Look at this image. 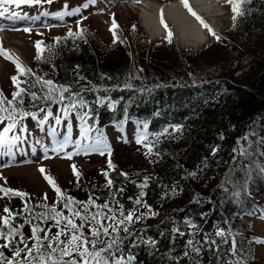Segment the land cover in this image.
Listing matches in <instances>:
<instances>
[{"label": "trees", "instance_id": "16d2710c", "mask_svg": "<svg viewBox=\"0 0 264 264\" xmlns=\"http://www.w3.org/2000/svg\"><path fill=\"white\" fill-rule=\"evenodd\" d=\"M242 7L245 14L238 17L235 27L230 7L228 26L221 31L213 29L220 41L204 28L210 40L192 53L177 50L173 39L171 43L166 38L148 42L129 25L115 29L118 39L113 43L112 32L110 39H101L86 23L80 28L84 30L83 38L69 37L59 44L52 38L43 44L51 48V52L45 51V60L37 61L35 54L30 63L24 64L81 93L87 106L79 111L89 112L88 123L93 128L89 135L93 139L106 127L118 130L130 125L139 134L147 132L145 144L155 143L154 134L168 128L169 135L161 136L154 149L159 156L146 157L144 145L133 143L141 159H131L130 155L129 160L120 162L111 153L106 166L93 173L94 177L82 176L84 169L74 164L81 173L79 184L72 169V185L66 183L62 188L76 200L85 201L89 195L100 197L97 203L106 198L113 204L118 200L126 211L137 207L139 214L148 209L133 204L141 191L137 185L149 177L143 201L156 214L129 225L136 246L126 239L122 249L125 257H135L131 264H264L254 255V246L264 241V236L252 225L257 218L264 221V0H251ZM13 68L12 76L17 75L15 65ZM9 80L10 88L2 92L11 99L16 89ZM33 91L39 93L40 86ZM25 107L43 118L44 113L31 107L27 98ZM60 108L52 105L53 117L42 125L25 118L22 125L26 131L17 125L8 135L25 141L31 125L26 120H30L37 123L38 131L47 134L50 143L58 142L62 137L57 133L61 125L56 123V116L67 124L77 123L80 130L76 112L65 117ZM6 124H0V132ZM176 125L182 126L180 132H173L172 126ZM245 135L247 141L242 139ZM17 141L9 146L10 150L0 148L1 158L13 152ZM241 146L247 149L246 155L239 154ZM109 159L114 170L108 168ZM102 171L114 181L112 188L105 187ZM120 173H127V179ZM2 186L28 193L25 200L30 206L44 196L6 185V180ZM55 199L48 196L47 203L51 205ZM0 200L9 208V203L16 205L17 210L23 204L19 197ZM188 221L197 226L198 238L209 236L219 243L215 232L223 229L230 234L229 243L220 244L219 250L205 246L199 256L193 253L185 257L184 245L193 231L187 227ZM174 229L185 235L180 236ZM24 231H29L28 226ZM232 239L236 241L235 254L230 251Z\"/></svg>", "mask_w": 264, "mask_h": 264}, {"label": "snow or ice", "instance_id": "6c2138e0", "mask_svg": "<svg viewBox=\"0 0 264 264\" xmlns=\"http://www.w3.org/2000/svg\"><path fill=\"white\" fill-rule=\"evenodd\" d=\"M224 2L231 7L233 26L238 17L245 14V10L242 5L251 3V0H224ZM54 0H0V16L8 13L10 10L6 5H14L15 8H20L22 5L39 6L42 4H52ZM183 6L188 12L196 18L201 26L215 37L217 41L221 40V37L201 18L193 9L189 6L188 0H181ZM67 8V4L64 5ZM79 9H75L66 13H55L53 15H75ZM20 13L11 11V16L16 18ZM41 15H50L47 12L41 13ZM160 23L167 31L165 37L169 43H171L172 33L168 30L167 24L164 22L163 10H161ZM118 27L113 19L112 27L110 31L113 33V43L118 39L115 29ZM135 28V26H133ZM26 32H30L31 29H24ZM84 30L80 29L78 32H73L69 28L65 37H54L57 44L61 40H66L69 37L83 38ZM44 42L37 40L34 44L36 49L35 59L37 61L45 60V51L51 52L50 47L43 46ZM0 56L5 60H10L16 68L17 75L11 76V82L16 89L11 94V99L6 97L2 90H0V124L7 121L3 132H0V148H9L18 139V136H9L8 133L12 132L17 125H21V131H26V128L22 125V121L31 117L36 120L39 125L44 124L49 117H53L51 110L52 105H61L60 111L63 112L65 117H68L72 112H76L78 119L80 120V135L82 138H87L89 133L93 131V128L88 123L89 112L79 111L87 106V102L84 100L80 92H73L70 86L64 84H57L51 78H45L47 73L39 75L34 72L33 69L24 65L19 57L15 56L10 50L5 49L0 45ZM79 66L77 65V68ZM20 77H29L31 79L21 80ZM81 79H83L81 77ZM21 85H25L22 87ZM40 86L39 93L33 91ZM67 94V95H66ZM33 108H38V111L44 113L42 119L38 118L36 111H28L25 107V99ZM43 103V107H41ZM98 103H103L102 99H98ZM112 106L111 104L109 105ZM56 123L60 124V116L55 117ZM69 133L71 130V124H68ZM147 129V124L144 125ZM182 126H172L173 132H180ZM53 131H55L53 129ZM98 131V130H97ZM147 132L141 133L136 138L137 144H143L147 151L144 153L146 157L156 155L159 156V151H154L156 144L159 143V138L164 135H169L168 128L163 129L162 132L154 134L156 136L155 143L149 142L147 144L144 141L147 139ZM64 142L55 146L52 151L63 152L67 143L71 141L70 134H65ZM223 139V136H221ZM243 140L247 141L248 136L245 135ZM240 145V141H237ZM79 145H77L78 147ZM10 150V148H9ZM215 149L213 154H215ZM237 149H233L236 152ZM104 154L103 151L100 152ZM109 156L111 151L108 152ZM240 155H246L247 149L244 147L239 148ZM67 158H71V154L67 155ZM108 168L115 169V165L112 164L111 159L108 161ZM73 174L76 177L79 184L81 173L77 170L75 165H72ZM39 171L44 174L45 170L40 168ZM105 177V187L112 188L114 181L109 178L107 171L101 173ZM121 176L127 179V173H120ZM191 176H195V173H190ZM44 179L51 186L55 192L56 199L49 205L47 203V193L41 198V201L34 206H30V203L25 200L29 196L28 193L20 190L7 188L0 186V199L7 197H19L22 201V207L18 210L10 209L8 206L3 208V214L0 215V264H131L135 259L134 256L128 255L125 257L123 254L122 245L126 239H131V246H136L134 235L129 230V225L134 221H139L146 215H155L150 207H148L143 197L145 193L143 189L147 187L149 177H145L144 181L137 185L141 189L138 196L133 200V204L140 206L143 205L148 209L147 212H139L137 207H133L130 210H125L123 204L118 200L115 204L109 199H105L103 203H97L100 197H94L89 195L85 201L76 200L72 196L66 195L61 188L57 185L55 179L50 175H44ZM135 184L136 182L133 181ZM122 192L123 189H118ZM132 199V198H130ZM65 210L67 214H65ZM22 220V222H20ZM78 221V222H77ZM187 227L192 229L188 235L189 239L186 240L184 245L183 255L185 257L190 254H196L199 256L205 246L212 249L215 246L216 250H219L220 244L229 243V235L223 229H217L215 236L220 238L219 243L216 239H212L209 236H203L198 238V229L195 224L188 221ZM28 226L29 231H24ZM55 229V231H53ZM180 236H184L185 233L179 229H174ZM123 232L126 235L121 236ZM258 243H264V241H257ZM148 243H154V241H148ZM236 241L231 240V248L233 254H235ZM198 264V262H197ZM235 264H243L242 261H236Z\"/></svg>", "mask_w": 264, "mask_h": 264}, {"label": "rangeland", "instance_id": "374dc122", "mask_svg": "<svg viewBox=\"0 0 264 264\" xmlns=\"http://www.w3.org/2000/svg\"><path fill=\"white\" fill-rule=\"evenodd\" d=\"M131 1L128 0L126 2L131 3ZM150 1L163 3L166 0ZM126 2L118 0H54L52 4L31 7L22 5L20 8H15L14 5H9L10 11L0 16V20L3 23L0 28V45L19 57L23 64H28L36 54L34 44L37 40L49 41L57 35L68 33L69 28L72 31H78L86 23L90 24L88 26L93 27L95 32L104 40L110 39L112 32L110 28L112 27L113 19L118 26L129 25L132 28L135 26L134 29L138 30L148 42L162 41L167 36V31L165 30L161 37H150L144 25H142L138 2H135L136 7L134 8L125 6ZM65 4H67V8L64 7ZM219 8L220 10L212 14V16H201L215 31H221L227 27L231 16L230 5L226 4L224 0L219 1ZM75 9H79L75 15H53L55 13L63 14ZM11 11H16L20 15L13 18ZM44 12L50 15H41ZM165 23L168 26V30L171 31V39H173L176 49L179 51L195 52L197 48L210 40L206 34V39L202 44L188 46L176 35L173 25L169 21ZM26 28L31 29V31H24ZM15 49L18 51V55L14 52ZM13 66L14 64L10 60H5L0 56V90L2 89L3 92L10 88L9 79L15 70ZM73 120L76 121L74 118ZM26 123L31 125L28 127L30 131L25 134V144L22 146L18 145L12 153H7L3 158L0 157V186L3 185V180H6V185L21 186L37 195L47 193L48 196H51V199H55V192L44 179V175L56 178L57 185L63 190L62 188L66 183L72 185L73 180L69 175L72 165L76 164V166L84 169L81 172L82 176H93V173H98L100 169L106 166L109 150L116 160L119 158L120 162L127 160L130 155L133 156L131 159H141L133 148V143L134 145H139L135 141L139 132L130 125L123 126L119 130L106 127L104 129L105 132L97 134L96 139H93L91 135H88L87 138H82L78 124L72 121L70 123V133L69 131L62 132V135L70 134L71 141L66 144L63 152H55L52 149L59 143L64 142V136L60 134L62 136L61 141L50 143L46 137L47 134L44 131L37 130L36 122L32 123L30 120H26ZM60 125L59 127L61 128L68 126L63 119H61ZM77 145L79 146L77 147ZM22 147L25 148V152ZM101 151L104 152L103 155L100 154ZM68 154H71L70 159L67 158ZM40 168L45 170L44 174L39 171ZM9 206L17 210L16 205L13 206L12 203H9ZM4 207L5 203L0 200V215L3 214ZM252 225L254 230L264 236L263 220L257 218ZM254 248V255L260 260L263 259L264 262V243H257Z\"/></svg>", "mask_w": 264, "mask_h": 264}, {"label": "bare ground", "instance_id": "6f19581e", "mask_svg": "<svg viewBox=\"0 0 264 264\" xmlns=\"http://www.w3.org/2000/svg\"><path fill=\"white\" fill-rule=\"evenodd\" d=\"M188 3L200 17L202 15L212 16L221 8H219V0H188ZM138 6L142 25L150 37H161L165 33V29L160 23L161 10H163L164 22L169 21L173 25L176 35L181 38L183 43L188 46H196L202 44L206 39L203 27L183 6L181 0H166L163 3L145 0ZM5 7H9V5ZM1 23L2 20H0V28ZM14 52L19 54L16 49Z\"/></svg>", "mask_w": 264, "mask_h": 264}]
</instances>
